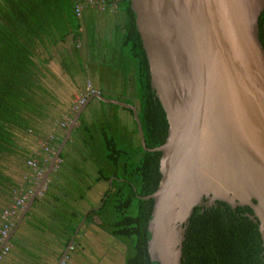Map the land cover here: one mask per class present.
Returning <instances> with one entry per match:
<instances>
[{"label":"water","instance_id":"1","mask_svg":"<svg viewBox=\"0 0 264 264\" xmlns=\"http://www.w3.org/2000/svg\"><path fill=\"white\" fill-rule=\"evenodd\" d=\"M129 7L150 88L165 114L164 140L145 146L136 102L100 92L89 95L67 124L16 224L94 98L129 109L140 147L160 153L157 186L139 196L152 199L146 221L150 261L182 264L184 230L193 208L221 201L251 209L246 216L257 222L264 264V50L257 26L264 0H129ZM83 220L84 215L79 224Z\"/></svg>","mask_w":264,"mask_h":264},{"label":"trees","instance_id":"2","mask_svg":"<svg viewBox=\"0 0 264 264\" xmlns=\"http://www.w3.org/2000/svg\"><path fill=\"white\" fill-rule=\"evenodd\" d=\"M104 1L112 4L115 0ZM116 1L122 4L126 15L121 46L130 44L137 116L144 144L151 148L162 143L166 136L165 114L150 88L148 66L134 26V14L129 7V0ZM82 3L84 0H0V210L1 206L9 202L16 189L7 170L9 158L17 150L14 145L15 136L18 132L31 131L32 119L40 99L38 69L33 60L35 46L40 42L62 40L67 35L78 39L81 12L77 15L75 6ZM84 6L82 4V8ZM257 26L258 38L264 50V7L258 16ZM126 110L131 115V111ZM81 114L72 131L78 130L88 135V139L84 137L81 141L84 147H88V156L96 167L93 181L107 182L112 178L110 187L103 193L105 199L102 205L96 210H89L84 221L90 222L94 216L99 218L98 227L124 246L123 264H158L149 260L146 251L149 238L146 221L150 215L152 199L139 196L151 193L157 186L160 153L145 151L140 147L133 119L134 137L131 138L128 133V153L118 148L113 138H106L104 117L93 126L92 121L84 122ZM89 124H92V130L97 128L102 137L104 152H100L99 158L96 155L99 141L90 133ZM102 212H106L105 218ZM246 213L252 214L247 206L231 208L221 201H215L210 206H195L184 230L181 263L263 264L257 222L249 219ZM77 223L78 219L68 227L63 225L67 234L65 243Z\"/></svg>","mask_w":264,"mask_h":264},{"label":"crops","instance_id":"3","mask_svg":"<svg viewBox=\"0 0 264 264\" xmlns=\"http://www.w3.org/2000/svg\"><path fill=\"white\" fill-rule=\"evenodd\" d=\"M121 5L115 0L112 5L106 7L112 11L99 10L96 6L86 5L81 8L78 39L67 35L62 40L53 43L40 42L35 46L33 60L38 69L37 83L40 86L38 104L40 103L41 111L37 109L38 111L34 113L31 131L27 132V135H30L27 136L25 143L19 144L20 146L15 144L17 151L12 154L15 158L12 160L15 163V169L16 167L18 169L12 179L16 189L25 187L24 177L30 173L25 161L40 157L41 139L48 134L55 136V142L62 139L65 129L59 127L61 116L69 110L72 97L84 91L87 83L106 97L135 98L134 65L111 69L104 68L96 62L95 66H87V60H85L82 71L79 63V57L83 59L88 54V29L91 30L93 39L95 35L98 38L103 32L106 44L109 39L116 36L121 46L123 25L126 22V15ZM66 59L69 60L72 68L75 67L79 71L74 77L64 65ZM95 101L98 100L95 99ZM113 112L117 113L116 110H109L108 113L110 115ZM101 115L106 117L105 113ZM119 115L124 117L121 110ZM126 118L128 120L124 122V125L132 138L134 137L133 122L129 112ZM82 120L86 123L92 121L87 114L83 115ZM77 124L78 122L75 126ZM79 134L78 130L71 131L61 150L60 162L54 164L47 176L45 189L41 195H36L21 221L16 224L23 209L19 212L9 231L8 235L11 234L9 240H5L10 246L9 251L0 259V264H60L61 256H71L70 251L75 249L78 236L82 235L81 227H85V224H80L79 230L70 235L67 243L64 240L67 234L63 225L68 227L74 223L91 204L88 193L96 175L93 163L87 161V150L81 145ZM63 149H66L67 154ZM64 154L68 157L65 158ZM22 155L24 156L21 160ZM99 183L100 181L95 184ZM44 209L48 210V214H45ZM59 211L67 214L69 222L61 224L56 215ZM42 219L50 225L51 223L57 225L54 233H49L39 226L38 221ZM11 239L14 240L12 243Z\"/></svg>","mask_w":264,"mask_h":264},{"label":"rangeland","instance_id":"4","mask_svg":"<svg viewBox=\"0 0 264 264\" xmlns=\"http://www.w3.org/2000/svg\"><path fill=\"white\" fill-rule=\"evenodd\" d=\"M99 10H103V9H99ZM92 37H93L92 32L91 30L88 29V46H89L88 54L83 59L79 57L80 59L79 63L82 71L84 70L85 60H87L86 62L87 66H92V65L95 66V62H96L99 63V65H101L104 68L108 67L111 69L112 68L114 69L115 67H119V66L123 67L124 65L125 66L133 65L134 62L131 59V51H130L129 43L126 46H120L117 37L115 36L112 39H109L106 44V37L103 34V32L99 34L98 38L96 37V35L94 39ZM118 52L121 54H119ZM126 59H128L129 62ZM64 65L69 70V73L72 75V77H74L77 74V72H79L75 67L73 68L71 67L69 60L67 59L64 61ZM38 105L39 104L37 103L36 109L41 111ZM109 110H116L117 113L115 114V112H113L112 114L109 115L108 113ZM119 110L123 112L124 117H121L119 115ZM33 111L35 112V108ZM103 113L106 114V117H104L106 119V125H103L104 126L103 130L106 138L108 137L113 138L118 148H123L127 150V152L129 153L130 152L128 148L129 144L127 142L128 132L127 130L124 129L125 128L124 122L128 120L126 118L128 114V111L126 109H122L121 107L109 103H100L98 101H95V99H92L90 102H88L81 116L83 117V115L86 114L90 116V118L92 119L91 123L94 126L98 123V121L101 122L103 120L102 118L103 116L101 115ZM92 124L91 125L89 124V130H91L90 133H92L94 139H96V141H99L97 142L98 149L96 151V155L99 158L100 152L101 151L102 153L104 152L103 144L101 142L102 137L99 135L97 128L92 130ZM28 126L30 127L31 124H28ZM29 135L30 134L27 135V133L18 132V134L15 136L14 139V145L16 144L20 146L19 144L22 143L24 144L27 136ZM49 135L50 134L46 135L45 137ZM79 135L80 138L86 137L88 139V135H86V133L84 132L80 133ZM99 137L100 139H97ZM134 141H136V139H134ZM37 142L39 141L37 140ZM81 145L84 146L82 141H81ZM85 148L88 149V147ZM63 150L64 153L67 152L66 149ZM23 156L24 155L21 156V160L23 159ZM66 157L68 156H65V158ZM12 159H15L13 155L10 157L9 162L7 164V168H8L7 170L11 177H13V175L15 174L16 169H18L17 167L15 169L14 167L15 163H13ZM93 168L96 169L95 166ZM106 186L107 183L105 181L100 182L98 185L96 184L92 185L88 193L90 196L91 204L88 205L87 207H90L91 205H95L98 202ZM4 205L1 207L3 208ZM44 212L45 214L46 213L48 214V210L44 209ZM101 214H103V218L107 216L106 212H102ZM56 215H57V219L60 220V222L61 221L66 222V219H68L67 214L63 211H59ZM97 221L98 220L94 218V222L96 223ZM38 222H39L38 223L39 226L43 230L48 231L49 233L50 232L54 233L55 227L57 228L56 224L54 225V223L53 224L51 223L50 225L49 223H47V221L43 219ZM84 226L85 227H81L82 235L78 236L77 239L78 243L76 244L75 249L70 251L71 256L67 255L66 257H64L65 256L64 255L60 261V264L61 263L62 264H123L124 246L119 241H117L112 236L100 230L93 222L87 223ZM12 239L10 240L11 243L12 241H14Z\"/></svg>","mask_w":264,"mask_h":264},{"label":"built area","instance_id":"5","mask_svg":"<svg viewBox=\"0 0 264 264\" xmlns=\"http://www.w3.org/2000/svg\"><path fill=\"white\" fill-rule=\"evenodd\" d=\"M82 4L96 6L99 9H105L107 6L112 5L105 3L104 0H84V3ZM82 4H77L75 6L77 15L81 12ZM93 93H97V89L87 83L84 91L75 94L72 98L69 110L61 116L59 127L65 129L73 114L85 103L87 97ZM54 139L55 136L53 134L41 139V155L39 159L29 158L25 161V164L30 171L28 176L24 177V180L26 181L25 187L13 190V194L9 202L0 210V259L3 258V256L9 251L10 246L7 242H5V240L14 225L15 219L35 191V188L38 185V182L41 179L52 154L54 153ZM45 184V182L42 184L36 195L42 194L45 189Z\"/></svg>","mask_w":264,"mask_h":264},{"label":"flooded vegetation","instance_id":"6","mask_svg":"<svg viewBox=\"0 0 264 264\" xmlns=\"http://www.w3.org/2000/svg\"><path fill=\"white\" fill-rule=\"evenodd\" d=\"M110 9V8H109ZM109 9H103V10H106V11H112V10H109ZM97 92H100V91H98L97 90ZM101 93V92H100ZM101 94H103V93H101ZM104 95V94H103ZM110 98H115V99H119V100H121V101H125V100H131V102H127V103H133V102H136V100H134V98H127V99H124V98H122L121 96H113V97H110ZM92 99H94V98H92ZM91 99V100H92ZM97 100V99H96ZM85 109V108H84ZM84 109H83V111H84ZM82 111V112H83ZM81 112V113H82ZM75 114V113H74ZM90 120H91V118H90ZM66 128V127H65ZM60 142V141H59ZM59 142L56 144L55 143V150H54V152L56 151V149H57V147H58V144H59ZM139 142V141H138ZM87 150V149H86ZM61 153V152H60ZM59 156V155H58ZM86 157H87V161H89L91 164L93 163L92 162V160H91V158L88 156V150H87V153H86ZM56 162V163H55ZM55 162H54V164H58L59 162H60V158H56V160H55ZM94 165V164H93ZM95 171H96V169H95ZM102 182L103 180H98V181H94L93 182V184H95V183H97V182ZM107 183V186H106V188L104 189V191L106 190V189H108V187H109V185H108V181L106 182ZM104 191H103V193H104ZM103 193H102V195L100 196V198H99V200H98V202L95 204V205H91L90 207H87L86 208V210H85V212H83V214H82V216L78 219V223L76 224V226H75V228H74V231H75V229L77 228V226L79 227L80 226V221H81V219H82V217H83V215H84V220H85V217H86V214L88 213V211L89 210H91V209H94V210H96L99 206H101L102 205V203H103V200L105 199V197L103 196ZM102 199V200H101ZM94 218H96L98 221L95 223L94 222ZM69 219V218H68ZM68 219H66V222H69V220ZM82 221V223L81 224H87V223H90V222H93L97 227H98V225H97V223L99 222V218H97L96 216H94V217H92L91 218V221L90 222H85V221ZM61 224H63V222L61 221ZM99 228V227H98ZM100 229V228H99ZM78 230H79V228H78ZM100 230H102V229H100ZM103 232H105V233H107L106 231H104V230H102ZM74 233V232H73ZM108 234V233H107ZM109 235V234H108ZM72 243V242H71Z\"/></svg>","mask_w":264,"mask_h":264}]
</instances>
